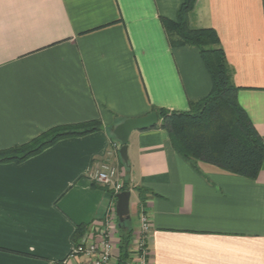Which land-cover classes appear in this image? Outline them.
Masks as SVG:
<instances>
[{"label": "crops", "instance_id": "1", "mask_svg": "<svg viewBox=\"0 0 264 264\" xmlns=\"http://www.w3.org/2000/svg\"><path fill=\"white\" fill-rule=\"evenodd\" d=\"M181 1L0 0V152L54 127L101 126L0 163V264H91L69 258L80 226V243L108 231L114 264L115 198L93 182L103 163L129 186L132 227L148 216V264H264V161L255 180L194 168L161 129L130 134L123 168L109 155L124 121L187 112L210 92L198 51L170 48L160 22L175 20ZM189 27L216 32L264 144V0H196Z\"/></svg>", "mask_w": 264, "mask_h": 264}, {"label": "trees", "instance_id": "2", "mask_svg": "<svg viewBox=\"0 0 264 264\" xmlns=\"http://www.w3.org/2000/svg\"><path fill=\"white\" fill-rule=\"evenodd\" d=\"M195 3L196 0H182L175 20L161 19L160 22L170 48L187 47L198 51L211 89L205 98L190 102L187 112L154 109L159 122L153 129L165 131L173 150L194 168L197 163H203L255 180L264 161V144L238 104V88L232 84V72L216 32L189 27V15ZM100 129L97 121L51 128L27 144L0 152V163H22L60 140L82 137ZM123 191H129L125 181ZM108 192L112 194L110 190ZM137 192L142 204V191L138 189ZM112 197L115 198L113 194ZM85 229V226L78 228L75 246L80 244ZM118 229V256L114 264H129L133 253V227L126 221Z\"/></svg>", "mask_w": 264, "mask_h": 264}, {"label": "built area", "instance_id": "3", "mask_svg": "<svg viewBox=\"0 0 264 264\" xmlns=\"http://www.w3.org/2000/svg\"><path fill=\"white\" fill-rule=\"evenodd\" d=\"M111 153L109 155L116 154L119 155L120 144L117 142H112ZM121 171L115 164L103 163L99 165L98 169L93 174V182L103 188L109 189L113 195H117L122 192V181L120 180ZM139 225L140 231L137 237L136 249L137 257L135 264H148L147 263V251L146 242L147 235L150 230L148 216L145 211H141L139 215ZM114 246L108 235V231H101L99 239L96 241H88L86 243H80L75 246L70 253L69 258L73 259L77 256L91 259V264H110L112 259V252ZM136 251V250H135ZM61 264H66L62 262Z\"/></svg>", "mask_w": 264, "mask_h": 264}, {"label": "water", "instance_id": "4", "mask_svg": "<svg viewBox=\"0 0 264 264\" xmlns=\"http://www.w3.org/2000/svg\"><path fill=\"white\" fill-rule=\"evenodd\" d=\"M158 122L157 114L152 112L143 118L126 120L114 129L113 135L121 146L119 157L125 165L128 163L127 142L130 134L134 131L153 129ZM130 195V191H123L115 196V214L119 225L130 220Z\"/></svg>", "mask_w": 264, "mask_h": 264}, {"label": "rangeland", "instance_id": "5", "mask_svg": "<svg viewBox=\"0 0 264 264\" xmlns=\"http://www.w3.org/2000/svg\"><path fill=\"white\" fill-rule=\"evenodd\" d=\"M120 166L123 168V164H122L121 159H120ZM134 200H135L134 195H132L131 203H133ZM133 231L136 232V235H135V237H133V243H132L133 246L131 247V249H133V250L135 249L136 251L135 250L133 251L132 258H131L129 264H135V260L134 259H136V257H137V253H136L137 252L136 243H137V239H138L137 237L139 236L138 233H137V231H140V225H139V223H136L135 222V224H133Z\"/></svg>", "mask_w": 264, "mask_h": 264}]
</instances>
